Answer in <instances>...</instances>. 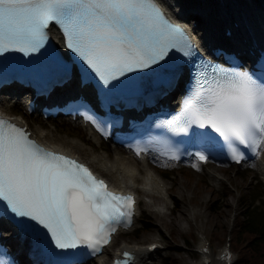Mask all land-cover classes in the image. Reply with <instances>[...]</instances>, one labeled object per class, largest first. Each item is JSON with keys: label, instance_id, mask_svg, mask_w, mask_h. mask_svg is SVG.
Wrapping results in <instances>:
<instances>
[{"label": "snow or ice", "instance_id": "obj_1", "mask_svg": "<svg viewBox=\"0 0 264 264\" xmlns=\"http://www.w3.org/2000/svg\"><path fill=\"white\" fill-rule=\"evenodd\" d=\"M62 33L65 47L84 75L104 85L128 73L152 69L172 51L191 56L192 45L157 0H0V55L39 51L49 29ZM213 77L193 87L182 111L162 125L207 163L219 148L235 163L264 153V66L259 74L212 66ZM106 134V132H105ZM17 125L0 119V202L16 226L44 234L57 249L86 248L99 254L119 228L131 227L135 200L109 190L103 179L77 160L41 147ZM135 155L155 152L153 163L167 168L181 159L170 140L149 142ZM254 166V165H253ZM196 171L202 169L192 164ZM126 264L130 253H124ZM227 258V257H225Z\"/></svg>", "mask_w": 264, "mask_h": 264}, {"label": "rangeland", "instance_id": "obj_2", "mask_svg": "<svg viewBox=\"0 0 264 264\" xmlns=\"http://www.w3.org/2000/svg\"><path fill=\"white\" fill-rule=\"evenodd\" d=\"M186 1L196 2V0ZM193 19L197 20V16L195 15ZM10 102L9 100L5 106L7 114L25 121L31 132L37 131L48 135V142L72 150L73 154L80 159L95 165L94 169L104 171L96 163L99 157H106L109 161L114 160L116 150L101 141L96 142L91 135L89 137L88 129H83L61 118L54 122L26 118L21 111H18L24 108V104ZM14 104L21 106L12 108ZM64 126L65 131H63ZM119 152L120 154L117 155L128 156L120 150ZM262 157L264 161V153L260 154V160H258L261 161ZM151 164L155 166V174L160 176L168 191L169 198L165 200L164 215L162 216L156 209L161 202H164L163 198H166V195L163 194V197L160 195L162 193H147L137 188L138 217L131 232L118 234L112 245L106 249L104 257L90 264H102L100 262L102 260H107L106 264H109V256L123 243L145 246L154 241L158 242V252L154 255L153 264H169L170 258L176 259L174 264H198L201 258L198 248L203 241L209 242L211 257H217L228 245L233 259L238 258V253L231 244L232 218L240 211V198L242 199L255 186L254 184L260 185L264 191V181L255 163L252 167L211 163L200 165L201 171L192 168V164L167 168ZM216 170L218 172H215ZM165 173L169 174V179L161 175ZM103 174L114 186L120 187L118 185L120 181L114 173L107 175L104 172ZM137 229L141 231L135 237L133 233L138 231ZM214 232L222 240L212 238Z\"/></svg>", "mask_w": 264, "mask_h": 264}, {"label": "bare ground", "instance_id": "obj_3", "mask_svg": "<svg viewBox=\"0 0 264 264\" xmlns=\"http://www.w3.org/2000/svg\"><path fill=\"white\" fill-rule=\"evenodd\" d=\"M158 1H163L166 7L168 8V10L172 12L176 18H186L188 20L191 19L194 21L196 20V19H193L194 16L200 14L199 16L202 17L204 21L201 23V21L198 22V20H196L197 26L193 33L198 42L204 36L207 39L214 38V40H217L218 37L216 36V30H215L216 24L220 20L224 19L225 16L228 15L230 11L233 12L234 10L237 11L235 13L233 12L234 14L240 16V13H241L242 16L244 17V22L247 26L246 30H248L247 36L251 35L252 37H261L262 36L261 34H263L264 32V26L260 22L262 21V23L264 24V14L262 13L260 7L257 5V0H251V1H247V0L246 1L244 0H201V1H197L196 0V2L194 3H190L185 0H158ZM191 8L193 9L197 8L198 12H200V10L201 12L195 14L193 11H191ZM237 38H238V35L235 34L233 37V41L235 43L240 44L239 42L236 41ZM18 92H19V89L17 87H10V96H8L7 94L0 93V114L9 118L11 121H13L16 124L24 125L25 121H23L22 119L18 117L10 116L9 114L5 112L6 110L5 106L9 103V100L20 102L24 99V97L16 98V95L18 94ZM90 135H91V138H93L94 140L96 141L99 140L98 137L95 136L94 134H90ZM31 136H33L40 143L48 147L74 155L72 150L70 151L68 148L59 146L57 144H54L53 142H48V135H44L41 132L33 131L31 132ZM117 154H120V153L116 151V156H114L113 161H109L106 157H99L96 163L100 165V167L104 170L102 171L103 173L105 172L107 175H111V173H114V175L118 177L120 181L118 185L120 187L118 188L114 187L116 189L132 190L135 193H138V190H137L138 188L140 190H143V192L155 193V194L162 193L160 194L161 196H163V194L166 195V198H163L164 202H161L160 206L156 209V211L163 216L164 209L166 208L165 200L169 198L168 193H167L168 191L166 190V187L164 186V183L161 181V179L155 174V171H154L155 166L151 164V161H153V159L152 158H141L140 162H138L137 160H134L133 158H131L130 155L120 156ZM259 160L257 159L255 163H256V166L258 167V173L260 172L261 176L263 177L264 176L263 157L261 161ZM82 162H85V161H82ZM91 165L95 168V165L93 164ZM215 168H218V167H215ZM218 170L220 172L222 171L219 168ZM215 172H218V171L216 170ZM140 184L141 186H139ZM152 243L156 244L157 241L151 242L149 245H151ZM145 246L123 243L119 245L117 249L131 248V250L135 251V253L137 254L136 264H153L154 259H155L154 255L158 251L151 252L148 250V246L146 247ZM209 252H210L209 250L205 253L201 252V258L198 264H223L220 257L211 258ZM103 254L100 257H98V259L104 257ZM114 254L115 252L112 254V256ZM106 261L107 260H102L100 262L102 264H106Z\"/></svg>", "mask_w": 264, "mask_h": 264}, {"label": "trees", "instance_id": "obj_4", "mask_svg": "<svg viewBox=\"0 0 264 264\" xmlns=\"http://www.w3.org/2000/svg\"><path fill=\"white\" fill-rule=\"evenodd\" d=\"M161 175L169 179V174ZM254 185L242 199L240 198V211L233 219L231 244L238 253V258L233 264H264V191L257 183ZM137 230L133 233L135 237L141 231ZM212 238L222 240L215 232ZM175 262L176 259L170 258L169 264Z\"/></svg>", "mask_w": 264, "mask_h": 264}]
</instances>
